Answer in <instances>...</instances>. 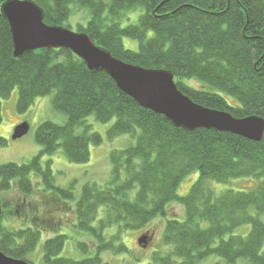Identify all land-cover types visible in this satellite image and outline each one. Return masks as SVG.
Returning <instances> with one entry per match:
<instances>
[{"label": "trees", "instance_id": "1", "mask_svg": "<svg viewBox=\"0 0 264 264\" xmlns=\"http://www.w3.org/2000/svg\"><path fill=\"white\" fill-rule=\"evenodd\" d=\"M33 1L42 8L46 24L68 28L73 9L87 7L89 19L77 22L76 31L87 33L115 57L171 71L178 88L200 105L235 117L253 113L264 118V0ZM138 8L142 10L137 22L121 26V16ZM9 30L0 13V104L17 87L16 109L23 113L36 97L53 92V107L66 113L67 121H43L37 126L34 137L41 151L26 163L1 164L0 191L14 186L27 200L41 179L46 189L72 199L70 188L53 183L50 161L42 165V155L61 147L69 161L87 163L89 145L103 139L100 133L89 132L90 126L84 123L89 114L99 122L113 120L106 130L110 139L139 129L133 146L109 151V182L104 186L86 183L75 204V226L94 235L97 251L82 259L60 256L66 235L55 234L43 243L44 264H101V251L127 250L122 243L113 246L122 229H141L156 216L166 218L168 206L175 202L183 207L185 218L180 220L173 211L169 213L173 217L165 219L163 241L172 245V251L154 253L146 264H197L209 254H218L229 263L246 257L253 264H264V222L249 213L250 206L264 211V134L255 141L201 126L194 130L176 127L163 115L139 106L105 72L86 69L67 49H38L14 57ZM123 37L137 40V49L125 48ZM226 95L233 99L231 103ZM78 124H84L81 134L74 132ZM194 172L197 178L179 195L182 179ZM235 177L252 178L255 184L249 190L229 188L219 194L208 184V180L225 182ZM40 196L41 212L66 206L42 191ZM23 200L9 210L2 201L0 215V251L18 259H25L34 249L41 232L35 216L30 226L17 230L2 225L7 214H25ZM99 205L105 206L104 217L92 225ZM52 220L42 221L45 230L57 227L58 221ZM245 223L250 224L247 235L231 234ZM112 224L118 231L107 240L103 231ZM226 234L230 235L224 238ZM217 238V245L212 246Z\"/></svg>", "mask_w": 264, "mask_h": 264}, {"label": "rangeland", "instance_id": "2", "mask_svg": "<svg viewBox=\"0 0 264 264\" xmlns=\"http://www.w3.org/2000/svg\"><path fill=\"white\" fill-rule=\"evenodd\" d=\"M108 2V0H105ZM72 6H77L73 4ZM71 6V7H72ZM141 8L137 10H127L125 15L119 20L121 26H126L131 23L137 22V17ZM89 9L87 7L73 9V14L69 16L68 24L69 28L76 31L77 22L86 23L89 19ZM123 46L125 48L137 49L138 41L130 39L128 37L122 38ZM187 84L191 82L186 81ZM194 85H198V82L192 81ZM53 92H50L44 96H38L34 99L31 106L23 113H19L16 109V102L18 98V88L14 87L7 98L1 100V121H0V165L7 162L14 163H26L33 156L37 155L42 145L35 141V130L37 126L43 121H52L53 123L63 124L67 121V115L61 110L53 107L52 104ZM226 99L231 103L233 100L231 96L226 95ZM26 121L29 125V129L26 134H23L20 138L12 139L13 128L16 124ZM113 122H99L96 121L94 114H89L85 117V124H88L89 132L96 131L101 134L102 141L100 144L89 145V160L86 163L71 162L66 158L61 147H58L55 152L51 154H43L41 157L42 165H45L46 161H50V168L53 176V183L60 188H70L73 193L72 199L61 197L58 193L46 186L41 182L36 187V190L30 195L26 196L27 202L30 203V207L26 208L25 214L18 215H5L1 223L8 229L24 228L31 225V219L36 214H41V207L39 208V202L41 200L40 192L48 194L49 197L58 199V202L65 204L64 208H49L46 209L47 218H52V221H58L55 225V229L45 230L43 225L45 222L38 219L40 225V236L33 250L24 256L25 259L32 264H44L42 259L43 255V243L46 238L52 237L55 234L66 235L63 246L59 253L60 256L70 257V259H82L87 256H91L97 251V240L94 235L87 231L81 230L75 226L76 223V210L75 204L79 199L83 186L87 183H95L96 185L104 186L111 179L112 165L109 160V151L116 149L117 151L129 146H133L136 143L139 129L135 128V131L131 134H120L114 138H108L106 130ZM84 131V124H78L75 127V133L81 134ZM31 174L32 182L34 184L35 174ZM37 176V175H36ZM198 173L194 172L184 177L179 185L178 194L184 195L187 189L197 178ZM208 184L216 194L221 193L226 189L234 190H249L250 186L255 184L254 179L247 177H235L230 178L225 182H217L214 180H208ZM13 186V185H12ZM45 186V187H44ZM39 189V190H38ZM34 190V188H33ZM43 194V193H42ZM0 200L7 202L9 207L6 209H12L18 202L23 200V195L18 192L16 188L11 187L7 191H0ZM36 207V209H34ZM34 209V210H33ZM54 209V210H53ZM179 213L180 220L185 218V212L183 207L178 203H170L168 206L169 213ZM105 206L99 205L97 216L92 221V225H97L100 218L104 217ZM167 214L166 218L173 217L172 214ZM249 213L257 215L261 221L264 222V211L257 212L254 206L249 207ZM161 216H156L153 221L141 229H122L119 239L113 241V246L122 243L126 246L127 250L115 251L113 248H108L101 251L100 257L102 259L101 264H146L152 261L154 253L165 255L172 251V245L163 241L164 223L165 219ZM202 225H206V221L202 222ZM118 226L112 224L110 227L104 229V236L107 240L110 239V235L116 233ZM250 224L245 223L237 226L231 234L247 235L249 232ZM142 234H147L146 246L139 244L138 239L142 237ZM230 234H226L224 238H227ZM219 238L214 239L212 246L217 245ZM85 244V247H80V244ZM262 248H264V243ZM197 264H253L248 258L240 257L233 263L227 262L223 257L218 254H209L197 261Z\"/></svg>", "mask_w": 264, "mask_h": 264}, {"label": "water", "instance_id": "3", "mask_svg": "<svg viewBox=\"0 0 264 264\" xmlns=\"http://www.w3.org/2000/svg\"><path fill=\"white\" fill-rule=\"evenodd\" d=\"M11 32L13 56L45 49H67L81 59L86 69L103 71L116 86L139 106L163 115L174 126L186 130L214 129L259 141L264 134V118L257 114L235 117L230 112L209 108L193 101L177 86L173 73L163 68H146L125 62L95 43L87 33L63 25L44 22L43 10L33 0H5L0 5ZM26 121L13 128L12 139L26 134ZM0 200V215L2 213ZM146 246L144 236L138 239ZM0 264H32L25 259L10 257L0 251Z\"/></svg>", "mask_w": 264, "mask_h": 264}, {"label": "flooded vegetation", "instance_id": "4", "mask_svg": "<svg viewBox=\"0 0 264 264\" xmlns=\"http://www.w3.org/2000/svg\"><path fill=\"white\" fill-rule=\"evenodd\" d=\"M22 204H23V205H22V207H23L22 209H25V211H26V208H27V207H29V209L32 210V207H30V204L27 203L26 200H23V203H22ZM34 209H35V208H34ZM34 209H33V210H34ZM40 213H41V214H36V215H35L36 219H40V221L51 220L50 218H47L45 212H40ZM143 235L147 236V234H143Z\"/></svg>", "mask_w": 264, "mask_h": 264}]
</instances>
